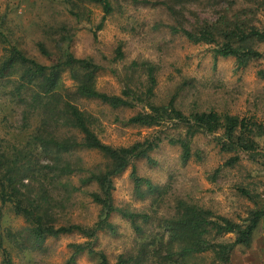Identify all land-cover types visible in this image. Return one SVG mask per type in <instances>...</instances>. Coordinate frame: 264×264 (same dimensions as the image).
I'll use <instances>...</instances> for the list:
<instances>
[{"label": "rangeland", "instance_id": "1", "mask_svg": "<svg viewBox=\"0 0 264 264\" xmlns=\"http://www.w3.org/2000/svg\"><path fill=\"white\" fill-rule=\"evenodd\" d=\"M176 1L110 0L113 12L104 20L103 7L89 0H0V64L5 50L16 48L50 65V60L40 51L39 45L44 44L54 55L69 50L77 58L97 64L100 71L96 88L101 92L120 96L125 90L135 91L146 99L149 68H153L156 84L151 102L155 105L174 102L189 115L215 110L264 122V79L257 74L264 69V58L238 68L232 57L216 61L214 45L194 44L184 35L171 31V26L191 30L203 22L216 21L228 6L242 14L243 11L251 14L257 10L256 5H242L234 0ZM256 20L257 26L264 25L263 14ZM255 48L264 52V44H256ZM119 49L123 57H119ZM18 77V74L10 76L11 79L0 76V142L14 141V136L22 133L23 108L11 100ZM62 81L67 89L74 91L76 82L68 71L62 75ZM79 107L93 117L94 129L105 144L128 147L154 137L162 139L160 147L150 153V159H137L133 164L140 178L158 188L155 193H151L146 183L136 187L131 177L132 165L113 178V204L122 210L151 216L144 228L146 236L157 232L162 236L158 221L172 217L180 200L235 222L247 218L258 207L257 203L264 210V138L258 139L260 149L256 155L240 153L236 165L226 167V162L236 153L222 151L219 134H198L192 143L193 157L185 164L180 146L170 144L171 138L185 134L184 130L171 125L154 128L127 125L130 118L148 111L145 104L114 109L98 100L81 99ZM61 157L71 161L78 158L84 171L72 177V184L81 188L79 192L69 195L66 189L53 190L62 202L51 211L54 225L93 228L103 214L102 206L90 196L98 187L82 186L80 178L87 176L88 170L104 169L107 162L100 153L89 150H77ZM109 222L114 229L98 232L96 252L105 255L109 264H116L122 255H139L143 239L130 221L113 213ZM29 227L10 204L0 202V264H69L74 252L71 244L93 241L73 233L49 237L42 244L31 243ZM234 239V235H228L219 241ZM98 260L97 255L83 253L72 264H99ZM189 264L223 263L216 260L213 251H208L194 256ZM230 264H264V218L252 245L237 247Z\"/></svg>", "mask_w": 264, "mask_h": 264}, {"label": "trees", "instance_id": "2", "mask_svg": "<svg viewBox=\"0 0 264 264\" xmlns=\"http://www.w3.org/2000/svg\"><path fill=\"white\" fill-rule=\"evenodd\" d=\"M89 1L103 7L104 20L112 14L110 0ZM171 1L177 3L176 0ZM234 1L242 2V5L255 4L257 10L251 14L243 11L242 14L228 6L216 21L203 22L191 30L171 26V31L184 35L194 44L214 45L216 61L232 57L238 68H246L251 62L264 58V52L255 48L256 44H264V25L254 23L259 14L264 16V0ZM102 26L103 23L98 28L102 29ZM39 46L41 53L50 60V65H44L16 48L6 49L0 64L2 78L9 76L8 79H11L13 74L19 75L18 81L14 82V98L11 100L23 108L22 133L14 136V141L0 142V145L5 143V146H0V202L2 205L10 204L14 212L30 225L28 237L31 243L42 244L49 237L79 233L93 241L71 244L74 252L69 264L83 253L97 255L99 264H109L105 255L96 252L95 244L99 231L114 229L109 218L111 214L119 213L130 221L143 242L139 255H122L116 264H147L151 261L156 264H189L194 256L208 251L214 252L217 261L230 264L237 247L252 245L264 218V210L258 203L247 218L235 222L180 200L172 217L157 220L162 236L159 232L146 236L144 228L151 221V216L116 207L112 197L113 178L133 166L135 160L150 159V153L160 147L162 139L154 137L128 147L105 144L94 129L95 120L79 107V101L98 100L114 109L145 104L148 111L133 116L126 122L127 125L146 128L171 125L184 130L185 134L171 138L170 144L180 146L181 159L185 164L193 157L192 143L198 134H219L222 151L236 153L226 162V167L236 165L240 153L253 157L260 149L258 139L264 138V122L215 110L196 111L189 115L174 102L155 105L151 102L156 84L153 68H149L150 87L146 99L135 91L125 90L120 96L101 92L96 88L100 67L92 60L77 58L64 49L62 54L54 55L44 44ZM117 53L123 57L121 49ZM67 71L76 82L74 91L63 84L62 75ZM257 74L264 79V69ZM77 150L96 151L107 162L104 169L88 170V175L80 178L82 186L98 187V191L90 193V196L102 206L103 211L101 220L90 229L80 225L56 227L51 214L54 208L62 205L53 190L66 189L69 195L81 190L72 184V177H78L84 171L79 165L80 160H64L61 157ZM131 177L137 188L146 183L151 193L158 189L148 180L140 178L135 166ZM242 193L249 195L244 191ZM228 235L235 236L233 242L219 241V238Z\"/></svg>", "mask_w": 264, "mask_h": 264}]
</instances>
